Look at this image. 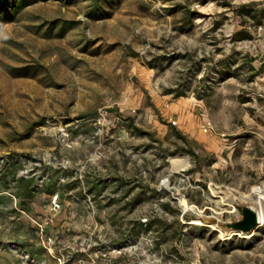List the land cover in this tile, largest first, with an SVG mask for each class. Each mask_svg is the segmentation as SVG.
I'll list each match as a JSON object with an SVG mask.
<instances>
[{
	"label": "rangeland",
	"instance_id": "obj_1",
	"mask_svg": "<svg viewBox=\"0 0 264 264\" xmlns=\"http://www.w3.org/2000/svg\"><path fill=\"white\" fill-rule=\"evenodd\" d=\"M244 204L264 0H0V264H264Z\"/></svg>",
	"mask_w": 264,
	"mask_h": 264
},
{
	"label": "water",
	"instance_id": "obj_2",
	"mask_svg": "<svg viewBox=\"0 0 264 264\" xmlns=\"http://www.w3.org/2000/svg\"><path fill=\"white\" fill-rule=\"evenodd\" d=\"M260 224L258 209L253 205L244 204L242 206V218L226 223V227L230 228L236 234L252 233Z\"/></svg>",
	"mask_w": 264,
	"mask_h": 264
},
{
	"label": "built area",
	"instance_id": "obj_3",
	"mask_svg": "<svg viewBox=\"0 0 264 264\" xmlns=\"http://www.w3.org/2000/svg\"><path fill=\"white\" fill-rule=\"evenodd\" d=\"M211 127H212L211 122H207V123H205V125H204V128H205L206 131H208Z\"/></svg>",
	"mask_w": 264,
	"mask_h": 264
},
{
	"label": "bare ground",
	"instance_id": "obj_4",
	"mask_svg": "<svg viewBox=\"0 0 264 264\" xmlns=\"http://www.w3.org/2000/svg\"><path fill=\"white\" fill-rule=\"evenodd\" d=\"M257 208V207H256ZM259 211V210H258ZM259 217H260V220L261 219H264V214L262 215V216H260V214H259Z\"/></svg>",
	"mask_w": 264,
	"mask_h": 264
}]
</instances>
